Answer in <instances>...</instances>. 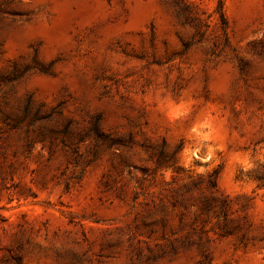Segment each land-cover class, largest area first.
Instances as JSON below:
<instances>
[{
  "label": "rangeland",
  "instance_id": "374dc122",
  "mask_svg": "<svg viewBox=\"0 0 264 264\" xmlns=\"http://www.w3.org/2000/svg\"><path fill=\"white\" fill-rule=\"evenodd\" d=\"M0 264H264V0H0Z\"/></svg>",
  "mask_w": 264,
  "mask_h": 264
}]
</instances>
